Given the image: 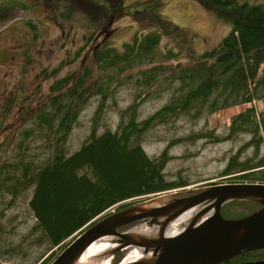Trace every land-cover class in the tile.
Returning <instances> with one entry per match:
<instances>
[{
    "label": "rangeland",
    "instance_id": "374dc122",
    "mask_svg": "<svg viewBox=\"0 0 264 264\" xmlns=\"http://www.w3.org/2000/svg\"><path fill=\"white\" fill-rule=\"evenodd\" d=\"M214 11L199 0H0V166L8 168L0 169L3 174L14 169L11 163L19 157L14 156L19 131L33 126L34 133H38L35 127L37 109L56 95L62 100V93L70 86L80 84L79 103L71 109L74 119L70 133L65 137L66 154L76 151L88 138L102 89L108 94L97 124L98 132L117 131L120 122L130 121L133 115L139 123L159 107L177 102L178 98L170 100L179 85L178 80H173L176 74L195 65L197 54L215 47L230 30L231 24ZM152 31L160 35L154 59L134 64L131 69L108 80L106 74L110 72L100 69L95 57L99 47L121 50L125 43H132L135 38ZM171 50L176 53L167 58ZM149 69H153L157 77L146 86L142 74ZM262 72L264 63L260 66L259 76ZM68 75L71 83L53 91L52 84ZM98 81L102 87L96 85ZM247 106L248 103L233 105L214 112L204 109L197 117H193L194 111L179 112L177 116L171 114L166 123L152 126L142 133V146L151 158L158 157L169 142L176 140L168 150L171 158H168L163 174L166 178L181 175L194 182L155 198L163 200L173 193L186 196L193 192L190 190L200 189L208 183L230 179L231 175L222 177L220 172L239 149L235 167L262 159L264 141L257 152L253 144L245 146L252 141L251 133L240 132L222 139L228 133L232 118ZM256 108L264 109V102H259ZM200 131H209L212 138L196 137ZM214 137L217 140H213ZM28 139L27 152L33 159L38 154L49 158L56 149L51 143L41 146L39 139L34 144V134ZM0 178L8 183L15 174L12 171L10 176ZM31 193L32 188L15 198L0 193L2 264H50L84 231L52 246L28 206ZM137 199L112 205L102 216ZM244 214L245 211L235 209L223 212L222 216L237 218ZM137 223H129L130 226L125 228ZM130 249L117 251L110 264L120 257V261H125Z\"/></svg>",
    "mask_w": 264,
    "mask_h": 264
},
{
    "label": "trees",
    "instance_id": "16d2710c",
    "mask_svg": "<svg viewBox=\"0 0 264 264\" xmlns=\"http://www.w3.org/2000/svg\"><path fill=\"white\" fill-rule=\"evenodd\" d=\"M199 1L215 10V14L231 24V27L215 47L197 54L195 65L182 69L174 76L173 80H178L179 85L174 89L173 95L176 97L172 96L170 100L178 98L177 102L159 107L139 123L133 115L130 121H121L117 131L106 129L98 132L97 124L108 94L102 89L88 138L76 151L66 154L65 137L70 133L74 119L71 109L79 103L80 84H77L62 93V100H58L56 95L37 109L35 127L38 133H34L33 126L19 131L17 153H14V156L19 157H15L11 163L14 169L3 174L1 170L8 168L0 166V177L10 176L13 171L15 178L8 183L0 178V193L15 198L32 188L28 206L45 239L52 246L59 245L74 233H81L112 205L142 198L118 206V211L133 203L194 183L181 175L165 177L162 170L168 158H171L168 150L176 140L169 142L158 157L151 158L144 150L140 137L147 129L166 123L171 114L177 116L179 112L194 111L193 117H197L204 109L214 112L264 99V72L259 76L260 66L264 63V2ZM159 39V33L152 31L135 38L132 43H125L121 50L99 47L95 57L100 69L110 72L106 74L109 80L131 69L134 64L152 61ZM175 53L173 50L168 51L166 57H173L171 54ZM153 69L143 71L146 73L142 74L146 86L157 77ZM70 83L71 76L68 75L54 82L51 88L57 91ZM96 85L102 87L99 81ZM117 132L120 134L117 135ZM240 132L251 133L252 141H248L245 146L253 144L254 150L259 151L264 141V109L258 111L254 106H247L232 118L228 133L222 139ZM33 134L34 144L39 139L43 147L48 143L55 145L51 157H41L40 154L34 159L30 157L27 152L28 137ZM196 137L212 138L209 131H200ZM213 140H217L216 137ZM240 151L230 157L220 172L222 177L231 175L230 179L208 184L264 183V157L255 163H242L235 167ZM242 171V175H232ZM259 207L260 204L254 201H231L221 207V212L239 209L245 211V216ZM227 208H231V211H227ZM128 226L130 224L118 230L124 231ZM257 261H264V251L248 252L222 264H256Z\"/></svg>",
    "mask_w": 264,
    "mask_h": 264
},
{
    "label": "water",
    "instance_id": "95a60500",
    "mask_svg": "<svg viewBox=\"0 0 264 264\" xmlns=\"http://www.w3.org/2000/svg\"><path fill=\"white\" fill-rule=\"evenodd\" d=\"M192 191L186 196L173 193L163 200L153 197L102 217L75 237L50 264H79L83 251L107 235L115 236L117 242L111 256L132 247L142 253L135 261L121 260L117 264H222L248 252L264 251V183H218ZM241 200L257 202L260 207L237 218L222 216L224 204ZM187 208L195 215L178 234L166 236L167 226ZM135 221L138 223L133 227L118 230ZM140 225L150 231H140Z\"/></svg>",
    "mask_w": 264,
    "mask_h": 264
},
{
    "label": "bare ground",
    "instance_id": "6f19581e",
    "mask_svg": "<svg viewBox=\"0 0 264 264\" xmlns=\"http://www.w3.org/2000/svg\"><path fill=\"white\" fill-rule=\"evenodd\" d=\"M162 200V199H161ZM195 215V212L190 208L184 210L177 218L167 226L165 235L174 236L178 234L181 229L186 226L190 219ZM203 217H201L202 219ZM140 231L148 232L150 228L145 225H140L137 227ZM154 226L151 228L153 229ZM117 245L116 238L113 235L101 236L92 242V245L87 247L82 256H80L78 263L79 264H110V259L112 256L110 252L112 248ZM262 251V250H260ZM119 252V251H118ZM102 254V255H101ZM142 256V253L137 247H132L126 254V260L123 262L128 263L139 259ZM87 257H96V258H87ZM104 261V262H103ZM103 262V263H101Z\"/></svg>",
    "mask_w": 264,
    "mask_h": 264
},
{
    "label": "built area",
    "instance_id": "2783aa9c",
    "mask_svg": "<svg viewBox=\"0 0 264 264\" xmlns=\"http://www.w3.org/2000/svg\"><path fill=\"white\" fill-rule=\"evenodd\" d=\"M253 103H255V101H253Z\"/></svg>",
    "mask_w": 264,
    "mask_h": 264
},
{
    "label": "flooded vegetation",
    "instance_id": "af4514ba",
    "mask_svg": "<svg viewBox=\"0 0 264 264\" xmlns=\"http://www.w3.org/2000/svg\"><path fill=\"white\" fill-rule=\"evenodd\" d=\"M122 1V0H121Z\"/></svg>",
    "mask_w": 264,
    "mask_h": 264
}]
</instances>
